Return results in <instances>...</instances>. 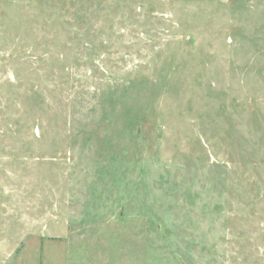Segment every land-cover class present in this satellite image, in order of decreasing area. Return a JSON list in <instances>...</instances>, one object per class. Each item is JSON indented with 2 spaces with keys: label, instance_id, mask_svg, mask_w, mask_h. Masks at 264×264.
Returning a JSON list of instances; mask_svg holds the SVG:
<instances>
[{
  "label": "rangeland",
  "instance_id": "1",
  "mask_svg": "<svg viewBox=\"0 0 264 264\" xmlns=\"http://www.w3.org/2000/svg\"><path fill=\"white\" fill-rule=\"evenodd\" d=\"M0 264H264V0H0Z\"/></svg>",
  "mask_w": 264,
  "mask_h": 264
}]
</instances>
